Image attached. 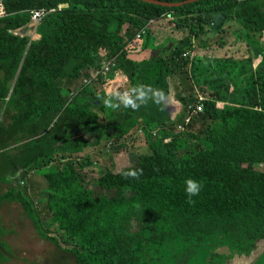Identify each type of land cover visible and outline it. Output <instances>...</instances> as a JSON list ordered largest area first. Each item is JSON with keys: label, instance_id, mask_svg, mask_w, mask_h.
<instances>
[{"label": "trees", "instance_id": "16d2710c", "mask_svg": "<svg viewBox=\"0 0 264 264\" xmlns=\"http://www.w3.org/2000/svg\"><path fill=\"white\" fill-rule=\"evenodd\" d=\"M1 1L0 155L7 161L0 183L8 188L0 202L21 204L40 237L78 264H214L227 258L226 251L248 254L264 239V171L256 167L264 163V0ZM36 8L54 11L34 38ZM167 14L188 29L175 46L156 48L150 31L136 36ZM232 30L237 43L244 31L250 37L241 55L228 50ZM217 36L212 52L192 58L194 70L206 74L195 78L204 99L194 94L185 103L180 121L189 105L199 106L185 131L148 138L147 152L86 183L80 170L92 163V151L154 121L146 112L106 107L100 99L105 91L148 84L186 100L175 77L185 71L195 39L202 44ZM111 59V73L101 72L96 85L65 97L58 79L79 77ZM52 162L56 168L43 176L56 235L42 229L32 202L8 179ZM135 169L143 170L139 179L121 175ZM188 178L202 185L194 203L185 193ZM3 233L0 222V264L8 247Z\"/></svg>", "mask_w": 264, "mask_h": 264}, {"label": "rangeland", "instance_id": "374dc122", "mask_svg": "<svg viewBox=\"0 0 264 264\" xmlns=\"http://www.w3.org/2000/svg\"><path fill=\"white\" fill-rule=\"evenodd\" d=\"M160 21H151L147 27V31L152 29L149 33L153 34V39L151 40L156 48H164V50L172 48L179 40L188 35L187 28L175 26L174 19L170 16V14L165 15ZM36 27L37 26L32 25L30 29V34L31 36H34V38L36 37ZM235 27H237V25L233 23L230 30ZM243 35L245 39L237 43L233 40L236 38V34L233 30L227 34L226 42L234 44L232 45V48L230 47L228 49L229 51L231 50V52L233 51L234 53L235 50H242L238 53V55H241L244 52V47L247 42L246 39L250 37L247 36L248 34L245 33V31L243 32ZM252 36L254 39L262 38L261 35L259 36L254 33H252ZM218 38V36L216 38L213 37L209 41L202 44L198 43L197 39L194 40L196 49L191 51V54L188 55L189 60L184 67L185 71L175 77V79L178 78L181 94L186 98V100H179L174 94L168 93L166 95L171 100V106L165 110H159L158 106L152 104L151 102H149L147 106L141 107L137 112H146V114L148 113V115L150 114V116H154V121L149 123V125L142 131L138 129L130 136H126L117 142L107 143L105 148L101 151H92L90 153L92 163L85 164L80 170V175L86 183L93 182L98 174L106 167H112L113 164H115V168H119L123 164H127L130 159L133 160L137 154L147 152L148 145L146 141L148 138H159L160 136H164V134L171 136L174 135V133L185 131V128H181L185 117H183L181 121L177 119L181 114H183V111L184 113L186 112L185 103H191L194 100L195 95H197L196 97L201 95V97L204 98V95L200 93L199 89H197L195 78L197 76V78H199L200 76V79H203L206 74L205 72L199 73L194 70L192 58L195 53H199L201 56H204L205 54L212 52V50L215 49L213 43ZM252 47L255 49V45ZM260 61L261 56H257L252 61L254 64L253 66L256 67ZM198 70H202V68ZM110 71L108 72L111 73ZM83 75L84 74L81 75L76 83L71 84L70 86H65L64 84L61 85L66 98L70 99L73 97L75 92L83 86ZM96 81L97 79L94 80V85L97 84ZM61 82V79L57 80L58 85H60ZM237 95L242 101L247 100V97L243 92H239ZM218 106L222 108L224 103L218 102ZM166 117L171 118L167 119ZM214 122L215 121L210 120L208 124H212ZM169 139L170 137L164 138L165 141H168ZM97 149L98 148H96V150ZM6 161L7 155H0V179L3 178V167ZM56 166L57 164L52 162L48 167L29 172L26 176H24L21 171L15 174V176H8L9 180L17 183V189L21 190L32 202L34 210L41 220L40 223L42 229L53 235L58 233L55 225L51 222L49 217L50 211L47 203L46 181L43 175L45 172L54 170ZM256 167L264 171V163L256 165ZM7 188V183H0V193L6 191ZM0 222L4 229L2 239L8 244V247L3 249L5 259L2 264H78L71 253L60 250L52 242L40 237L31 219L18 202L6 200L0 202ZM226 252L227 258L214 264H264V239H258L256 241V247L248 254H238L232 251ZM191 264L213 263L206 262L202 259H195L191 262Z\"/></svg>", "mask_w": 264, "mask_h": 264}, {"label": "clouds", "instance_id": "9594fccd", "mask_svg": "<svg viewBox=\"0 0 264 264\" xmlns=\"http://www.w3.org/2000/svg\"><path fill=\"white\" fill-rule=\"evenodd\" d=\"M102 103L111 109L121 107L138 111L151 102L157 105L159 110H165L171 106V100L163 89L148 84H139L127 87L121 84L119 87L113 86L105 91L104 96L100 97ZM143 174L142 169L129 170L121 173L124 179H139ZM201 183L192 178L185 180V193L190 203H194L192 197L198 196L201 191Z\"/></svg>", "mask_w": 264, "mask_h": 264}, {"label": "built area", "instance_id": "2783aa9c", "mask_svg": "<svg viewBox=\"0 0 264 264\" xmlns=\"http://www.w3.org/2000/svg\"><path fill=\"white\" fill-rule=\"evenodd\" d=\"M53 11H54V8H50V9L36 8V9L31 10L32 25L37 26L48 13L53 12ZM3 15H5V8H4L2 1L0 0V17H2ZM146 31H147V29L144 28L136 36L139 37V36L145 34ZM185 54L187 55L188 52H186ZM114 65H115L114 59H111V60H109V62L105 63L100 68L95 67V68L89 69L82 77L83 85L90 84L92 81H94L98 78V76L101 72L110 71ZM197 99L203 100L204 98H202L201 95H199ZM217 105H218V102H217ZM188 110H189V115L185 116V118L183 119V124H182L181 128H185V126L189 122L192 114L198 113L199 106L197 104L196 105H189Z\"/></svg>", "mask_w": 264, "mask_h": 264}, {"label": "crops", "instance_id": "0c3cea01", "mask_svg": "<svg viewBox=\"0 0 264 264\" xmlns=\"http://www.w3.org/2000/svg\"><path fill=\"white\" fill-rule=\"evenodd\" d=\"M159 21L161 20V19H158ZM161 22V21H160ZM155 26H157L156 24H154ZM151 27V26H150ZM150 31H152V29L150 30ZM150 34V33H149ZM150 36L152 37L153 36V34L151 33L150 34ZM152 39H153V37H152ZM148 42V41H147ZM259 60V59H258ZM254 65V64H253ZM89 69H91L90 67H86L83 71H82V74H85ZM81 74V75H82ZM81 76H79V77H76V78H61V83H60V86L61 85H65V86H70L71 84H74V83H76L77 82V80L80 78Z\"/></svg>", "mask_w": 264, "mask_h": 264}]
</instances>
